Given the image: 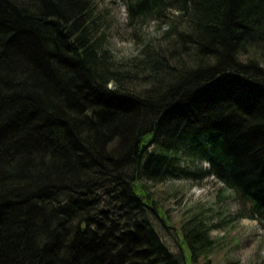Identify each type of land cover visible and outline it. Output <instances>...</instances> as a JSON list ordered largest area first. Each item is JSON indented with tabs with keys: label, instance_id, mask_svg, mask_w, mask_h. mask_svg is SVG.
<instances>
[{
	"label": "trees",
	"instance_id": "trees-1",
	"mask_svg": "<svg viewBox=\"0 0 264 264\" xmlns=\"http://www.w3.org/2000/svg\"><path fill=\"white\" fill-rule=\"evenodd\" d=\"M126 6L172 38L141 78L95 0H0V264H221L200 220L165 244L145 185L201 173L264 222V0Z\"/></svg>",
	"mask_w": 264,
	"mask_h": 264
},
{
	"label": "rangeland",
	"instance_id": "rangeland-1",
	"mask_svg": "<svg viewBox=\"0 0 264 264\" xmlns=\"http://www.w3.org/2000/svg\"><path fill=\"white\" fill-rule=\"evenodd\" d=\"M95 2L104 47L109 50L112 60L118 63L116 66L127 72L119 75L141 78L146 70L137 66L140 53L147 44L158 48L172 39L171 36L170 39L166 37L167 25L152 18L131 17L126 0ZM140 87L138 84L137 88ZM13 153L18 154V149ZM202 165L205 167L206 163ZM145 185L152 208L159 217L154 223L156 231L172 251L177 252L180 248L186 251L179 236L181 228L200 220L210 241L206 257L211 262L264 264V222L250 218L248 206L242 205L233 191L216 178L201 173L192 180L172 179ZM44 211L42 209L46 214ZM3 217L7 219L9 216ZM160 219L168 227L162 225ZM94 241L98 240L92 239ZM202 247L205 248L204 245ZM203 259L199 258V261Z\"/></svg>",
	"mask_w": 264,
	"mask_h": 264
},
{
	"label": "bare ground",
	"instance_id": "bare-ground-1",
	"mask_svg": "<svg viewBox=\"0 0 264 264\" xmlns=\"http://www.w3.org/2000/svg\"><path fill=\"white\" fill-rule=\"evenodd\" d=\"M169 247V246H168Z\"/></svg>",
	"mask_w": 264,
	"mask_h": 264
}]
</instances>
